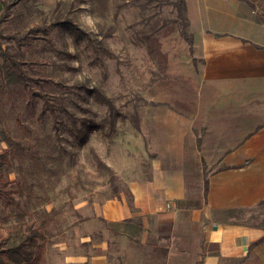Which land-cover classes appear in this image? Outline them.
Listing matches in <instances>:
<instances>
[{
	"label": "rangeland",
	"instance_id": "374dc122",
	"mask_svg": "<svg viewBox=\"0 0 264 264\" xmlns=\"http://www.w3.org/2000/svg\"><path fill=\"white\" fill-rule=\"evenodd\" d=\"M176 2L0 0V44L30 78L9 85L0 57V153L15 192V204L0 200V235L31 228L35 264L126 261L136 245L99 207H133L130 185L169 163L185 170L182 206L203 203L209 172L188 128L198 77L168 65L186 59ZM241 219L261 232L246 264H264V202Z\"/></svg>",
	"mask_w": 264,
	"mask_h": 264
},
{
	"label": "crops",
	"instance_id": "0c3cea01",
	"mask_svg": "<svg viewBox=\"0 0 264 264\" xmlns=\"http://www.w3.org/2000/svg\"><path fill=\"white\" fill-rule=\"evenodd\" d=\"M185 3L193 51L182 43L186 59L174 52L168 65L198 77L188 128L200 134L208 194L182 206L185 170L169 163L143 186L130 185L133 207L122 200L99 207V217L136 245L120 248V264H246L261 237L241 218L264 202V0ZM99 264H107L103 256Z\"/></svg>",
	"mask_w": 264,
	"mask_h": 264
},
{
	"label": "trees",
	"instance_id": "16d2710c",
	"mask_svg": "<svg viewBox=\"0 0 264 264\" xmlns=\"http://www.w3.org/2000/svg\"><path fill=\"white\" fill-rule=\"evenodd\" d=\"M178 16L183 23L180 35L193 51V35L189 32V20L185 0H177ZM33 32V30H31ZM13 38H7L11 40ZM16 39V38H15ZM0 57L3 59V66L6 69V79L9 85H27L30 78L26 76L23 64L14 55L9 54L0 44ZM100 100L107 101L103 96L97 95ZM0 140L9 143L10 138L0 128ZM101 164V163H100ZM9 158L6 153H0V200L9 205L15 204L11 189V180L7 174ZM102 165V164H101ZM113 178V176H112ZM208 194V183L205 185V198ZM36 234L31 228H14L6 236L0 235V264H35L34 250L36 245Z\"/></svg>",
	"mask_w": 264,
	"mask_h": 264
}]
</instances>
